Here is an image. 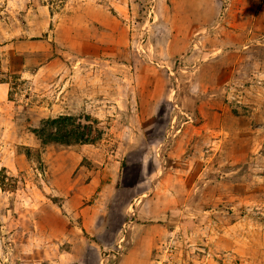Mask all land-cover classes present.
Masks as SVG:
<instances>
[{
	"label": "rangeland",
	"instance_id": "obj_1",
	"mask_svg": "<svg viewBox=\"0 0 264 264\" xmlns=\"http://www.w3.org/2000/svg\"><path fill=\"white\" fill-rule=\"evenodd\" d=\"M0 264H264V0H0Z\"/></svg>",
	"mask_w": 264,
	"mask_h": 264
},
{
	"label": "trees",
	"instance_id": "obj_2",
	"mask_svg": "<svg viewBox=\"0 0 264 264\" xmlns=\"http://www.w3.org/2000/svg\"><path fill=\"white\" fill-rule=\"evenodd\" d=\"M69 119L59 118L56 121H51L45 127L46 130H41L40 135H45L47 139H50L53 142H64L70 143V141L75 140L78 137L77 132L73 131L71 128L72 124L69 125ZM53 129L54 133L49 132Z\"/></svg>",
	"mask_w": 264,
	"mask_h": 264
}]
</instances>
